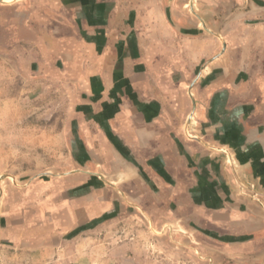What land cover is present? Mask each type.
Here are the masks:
<instances>
[{
    "label": "crops",
    "instance_id": "crops-1",
    "mask_svg": "<svg viewBox=\"0 0 264 264\" xmlns=\"http://www.w3.org/2000/svg\"><path fill=\"white\" fill-rule=\"evenodd\" d=\"M6 1L1 70L49 88L75 169L23 196L0 188V243L52 247L130 213L184 231L197 264H264V3ZM16 146L1 145L7 167L16 148H57Z\"/></svg>",
    "mask_w": 264,
    "mask_h": 264
},
{
    "label": "rangeland",
    "instance_id": "rangeland-1",
    "mask_svg": "<svg viewBox=\"0 0 264 264\" xmlns=\"http://www.w3.org/2000/svg\"><path fill=\"white\" fill-rule=\"evenodd\" d=\"M218 1L230 5L219 4L223 12L234 15L247 13L251 9L249 5L264 3L262 0H247V6L243 0ZM8 94L9 102L1 103V98ZM52 97L48 87L40 89L32 81L26 82L17 65H10L8 71L1 70L0 65V156L2 143L11 142L16 146L25 138L29 142L40 138L45 147L57 146L42 150H11L13 165L9 167L0 158V188L6 194L14 189L23 196L37 180L54 177L59 181L75 169L70 151L65 148L66 138L57 133L63 129L66 118L60 107L59 112L51 109ZM50 111H53L52 116ZM24 128L30 130L26 134L19 132ZM51 136L54 140L50 139ZM28 210L32 213L35 208L28 206ZM104 220L108 222L99 228L97 225ZM90 223L84 230L76 226L59 235L55 240L57 245L52 247L34 244L24 250L25 247L0 243V264H133L130 260L133 254L150 264H197L198 259L193 256L191 247L185 245L188 236L184 231L163 230L160 225L147 221L145 216L127 213L115 219L103 215Z\"/></svg>",
    "mask_w": 264,
    "mask_h": 264
},
{
    "label": "water",
    "instance_id": "water-1",
    "mask_svg": "<svg viewBox=\"0 0 264 264\" xmlns=\"http://www.w3.org/2000/svg\"><path fill=\"white\" fill-rule=\"evenodd\" d=\"M0 3H3V2H0ZM3 4H5V3H3ZM218 38H220L219 36H218ZM221 39V38H220Z\"/></svg>",
    "mask_w": 264,
    "mask_h": 264
},
{
    "label": "bare ground",
    "instance_id": "bare-ground-1",
    "mask_svg": "<svg viewBox=\"0 0 264 264\" xmlns=\"http://www.w3.org/2000/svg\"><path fill=\"white\" fill-rule=\"evenodd\" d=\"M4 2H7L6 0H3Z\"/></svg>",
    "mask_w": 264,
    "mask_h": 264
}]
</instances>
